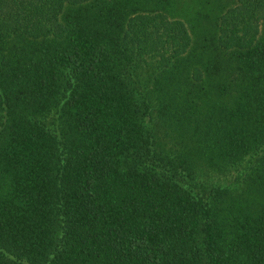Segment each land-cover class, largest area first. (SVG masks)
<instances>
[{"label": "trees", "instance_id": "1", "mask_svg": "<svg viewBox=\"0 0 264 264\" xmlns=\"http://www.w3.org/2000/svg\"><path fill=\"white\" fill-rule=\"evenodd\" d=\"M0 264H264V0H0Z\"/></svg>", "mask_w": 264, "mask_h": 264}]
</instances>
